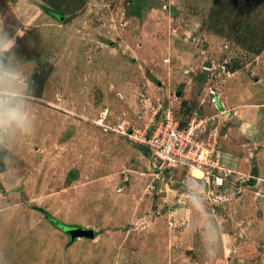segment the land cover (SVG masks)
Wrapping results in <instances>:
<instances>
[{
	"label": "rangeland",
	"instance_id": "obj_1",
	"mask_svg": "<svg viewBox=\"0 0 264 264\" xmlns=\"http://www.w3.org/2000/svg\"><path fill=\"white\" fill-rule=\"evenodd\" d=\"M0 20L24 32L2 58L24 120L0 131V264H264V0H0ZM169 111L214 117L208 173L160 174L128 138Z\"/></svg>",
	"mask_w": 264,
	"mask_h": 264
},
{
	"label": "built area",
	"instance_id": "obj_2",
	"mask_svg": "<svg viewBox=\"0 0 264 264\" xmlns=\"http://www.w3.org/2000/svg\"><path fill=\"white\" fill-rule=\"evenodd\" d=\"M210 95L211 105L221 116L233 115L234 112L228 111L227 105L222 103L221 91L211 90ZM217 115L215 117L219 118ZM210 119L213 121L214 117L201 118L193 113L187 125L182 126L169 111L149 130L133 131L127 136L148 153L160 174L173 173L177 169H199L208 173L217 165L219 137L216 128H208Z\"/></svg>",
	"mask_w": 264,
	"mask_h": 264
},
{
	"label": "clouds",
	"instance_id": "obj_3",
	"mask_svg": "<svg viewBox=\"0 0 264 264\" xmlns=\"http://www.w3.org/2000/svg\"><path fill=\"white\" fill-rule=\"evenodd\" d=\"M0 24H3V20H0ZM23 36L24 32L20 29H16L15 34L11 35L0 28V131L5 126H11L14 123L20 124L24 120L19 107L13 102L16 95L12 89L10 76L5 72L2 62L3 54L17 47V37Z\"/></svg>",
	"mask_w": 264,
	"mask_h": 264
},
{
	"label": "crops",
	"instance_id": "obj_4",
	"mask_svg": "<svg viewBox=\"0 0 264 264\" xmlns=\"http://www.w3.org/2000/svg\"><path fill=\"white\" fill-rule=\"evenodd\" d=\"M168 70V69H167ZM174 79V81H176V83H180L179 85V87H184V88H187L188 86H190L191 85V83H192V80H191V78L189 77V76H185V75H183L182 76V74H180L179 72H177V73H175L174 74V76L173 77H171V79ZM166 79H168V81H170V79H169V76L166 78ZM185 84V86H183ZM182 88H180V89H182ZM178 96L180 97L181 96V94L180 93H178ZM200 107H202L203 106V104H202V101L200 100V102H199V104H198ZM204 108L205 107H208L209 108V106L208 105H204L203 106ZM237 131V132H236ZM239 130L237 129V128H234V129H229V131L226 133V135L224 136V144L225 145H229L228 147H230L235 141H234V138L233 137H237V136H240L241 138L243 137L242 135H237L239 132H238ZM237 135V136H236ZM232 137V138H231ZM83 228V227H82ZM93 230V229H92ZM94 232H95V230H93ZM96 232H95V239H96ZM95 239H93V240H95ZM89 240H91V239H89Z\"/></svg>",
	"mask_w": 264,
	"mask_h": 264
},
{
	"label": "water",
	"instance_id": "obj_5",
	"mask_svg": "<svg viewBox=\"0 0 264 264\" xmlns=\"http://www.w3.org/2000/svg\"><path fill=\"white\" fill-rule=\"evenodd\" d=\"M206 67H211L210 63L205 64ZM66 234L70 236V241L73 242L77 239H95V232L92 229L77 227V228H64Z\"/></svg>",
	"mask_w": 264,
	"mask_h": 264
},
{
	"label": "trees",
	"instance_id": "obj_6",
	"mask_svg": "<svg viewBox=\"0 0 264 264\" xmlns=\"http://www.w3.org/2000/svg\"><path fill=\"white\" fill-rule=\"evenodd\" d=\"M60 19V18H59ZM61 20V19H60ZM7 53H4L3 55H6ZM146 153V152H145ZM148 155V154H147ZM0 172L1 171V168H0ZM45 214V218L50 222L52 223L56 228H59L60 227V224H59V221H57L56 219H54L53 216H51L48 212H44ZM97 236V234H96Z\"/></svg>",
	"mask_w": 264,
	"mask_h": 264
}]
</instances>
